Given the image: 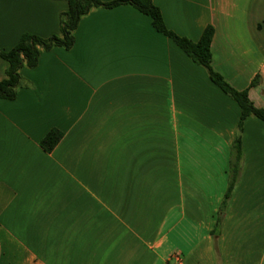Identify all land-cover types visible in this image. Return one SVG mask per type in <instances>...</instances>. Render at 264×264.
I'll list each match as a JSON object with an SVG mask.
<instances>
[{"label": "crops", "instance_id": "crops-1", "mask_svg": "<svg viewBox=\"0 0 264 264\" xmlns=\"http://www.w3.org/2000/svg\"><path fill=\"white\" fill-rule=\"evenodd\" d=\"M153 1L193 41L212 25L214 69L264 108V0ZM68 7L0 0V48L61 35ZM75 37L0 98V264H264V121L244 122L224 205L239 105L132 5L92 8Z\"/></svg>", "mask_w": 264, "mask_h": 264}, {"label": "trees", "instance_id": "trees-1", "mask_svg": "<svg viewBox=\"0 0 264 264\" xmlns=\"http://www.w3.org/2000/svg\"><path fill=\"white\" fill-rule=\"evenodd\" d=\"M68 10L61 15V35H52L44 38L32 33H24L17 44L9 50L0 48V57L8 62L7 77L0 79V98L13 100L17 97L18 89L23 85L21 69L23 67L35 68L39 63L42 50H51L54 47L71 49L75 44V31L81 18L94 7L113 8L120 5H132L140 12L152 19L153 27L160 33L171 38L194 62L205 67L210 79L221 90L230 96L240 107L241 115L238 126V134L231 150L229 186L223 204L225 205L231 196L237 183L243 160L242 133L245 120L255 116L264 121V108L255 106L249 97L248 90H238L231 85L225 77L213 67L212 42L215 29L208 25L199 41H193L171 30L163 17L161 9L153 0H66ZM259 78L252 81V85L259 82ZM63 133L58 129H52L41 141L42 147L50 152L61 141Z\"/></svg>", "mask_w": 264, "mask_h": 264}]
</instances>
